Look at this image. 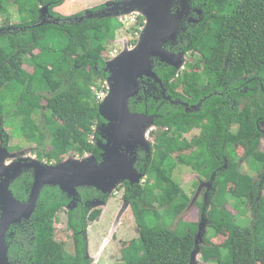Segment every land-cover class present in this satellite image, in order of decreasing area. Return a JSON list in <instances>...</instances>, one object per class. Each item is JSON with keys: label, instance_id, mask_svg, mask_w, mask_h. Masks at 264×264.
Masks as SVG:
<instances>
[{"label": "trees", "instance_id": "1", "mask_svg": "<svg viewBox=\"0 0 264 264\" xmlns=\"http://www.w3.org/2000/svg\"><path fill=\"white\" fill-rule=\"evenodd\" d=\"M54 1L59 0L11 2L20 25L30 27L0 33V137L6 136L7 121L18 120L40 161L57 164L70 152L79 157L92 154L100 161L101 150L91 135L104 119L93 87L107 79V43L122 23L112 22L114 15L66 25L37 23L40 7ZM195 1L205 13L201 23L189 28L188 45L179 52L188 49L199 59L182 71L168 65L162 74L168 93L173 95L179 86L201 105L194 112L170 104L161 111L162 117L155 119L158 130L153 132L151 156L143 167L145 181L116 187L124 190L138 229V237L121 242L116 252L125 264H190L202 218L194 221L187 213L185 221H177L190 194L172 175L176 164L190 165L200 178L213 177L209 209H204L205 262L220 261L226 252L228 264H264V151L259 147L264 139V0ZM6 2L10 0H0V18L7 13L9 19ZM143 24L139 16L131 29L140 32ZM137 41L132 39L131 45ZM200 81L205 82L202 90ZM129 109L143 112V104L129 100ZM193 130L199 133L191 140L184 136ZM245 164L252 167L246 171ZM27 178L23 194L31 189L33 177ZM23 181L21 177L16 186ZM77 190L76 206L66 211L70 200L58 187L42 190L31 220L21 223L28 222L25 229L30 225L28 232L34 236L28 264H89V226L102 209L90 210L85 203H105L107 195L90 187ZM23 194L22 199L15 196L23 200ZM237 216L245 217L247 224ZM168 219H176L175 229L166 225ZM58 223L64 228L58 229Z\"/></svg>", "mask_w": 264, "mask_h": 264}, {"label": "water", "instance_id": "2", "mask_svg": "<svg viewBox=\"0 0 264 264\" xmlns=\"http://www.w3.org/2000/svg\"><path fill=\"white\" fill-rule=\"evenodd\" d=\"M189 1L124 0L121 5H116V8L112 9L118 12L114 16L121 13L131 14L135 11L146 17L147 21L131 51L124 50L119 56L106 61L105 72L108 76L105 81L108 85V93L98 105L99 114L104 122L95 128V132L99 134L96 146L101 150V159L98 161L92 154H85L79 158L70 156L57 164H47L33 159V162L28 165L32 168V186L24 203L14 197L9 189V183L10 179L21 172L22 166H27L17 162L15 165L18 173L1 178L0 264H11L7 256L6 243L9 227L21 224L23 220H29L45 187H58L69 200H72L66 207L71 209L79 200L77 189L80 187L94 188L107 195L108 199L116 187L125 181L131 185L141 183L144 174L135 168L137 148L144 144L149 150L144 134L153 125V117L131 112L129 99L138 94L139 81L142 77L158 80L153 72L152 58H159L161 62L174 67L177 71L186 63L183 52H172L163 44L176 38L182 19L188 13ZM175 5L178 10L174 18L171 11ZM3 148L7 151L6 147ZM89 203L93 208L106 205V202L103 203L98 199ZM203 221L204 218L199 226ZM196 236L198 237L197 234ZM194 243L196 246V238ZM192 259L193 256H191Z\"/></svg>", "mask_w": 264, "mask_h": 264}, {"label": "flooded vegetation", "instance_id": "3", "mask_svg": "<svg viewBox=\"0 0 264 264\" xmlns=\"http://www.w3.org/2000/svg\"><path fill=\"white\" fill-rule=\"evenodd\" d=\"M63 1L64 0L54 1V2L46 4V6L45 5L41 6L40 12H39L40 15H39L38 19L36 20V22L37 23L38 22L44 23V25H50V24L66 25L68 23H76V22L82 20L83 18H86L89 16L91 18H93L95 16L100 17V16H105V14H109V13L114 15L118 12H117V10H112V9L116 8V5H121V2L124 0H110V1H108L107 4H103L100 6H96L94 8L86 9L84 11H81L79 13H74V14H72V13L64 14V13H61L60 11H58L57 7L60 6ZM196 3H198V2H196L195 0L190 2V4H189L190 7L188 9V13L182 19V23L185 25V30H181L177 34V36L174 40H169L166 44H163V46L166 49H168L172 52H179V51L183 50L185 47H187L188 43H185V41L188 42L187 39L190 35L189 28L194 29V27L196 26V24L198 22L201 23V20H199V18L201 17V15L203 16L205 13V11L202 10L200 7H198ZM44 8H46V9L44 10ZM177 10H178V7H177V5H175L171 11V15H173L174 18H175V13ZM198 10H200L201 12L199 13ZM102 12H104V13H102ZM134 13H135V18H134V23H135V22H137L138 17L142 16V15L139 14L138 12H135V11L131 14H134ZM124 16H125V18H127V15H124ZM116 17H118L120 22L122 23L123 17L120 15H118ZM143 18H144V24H145L147 21V18L146 17H143ZM20 23H21V19L19 20L18 23H11V24L5 23V24L0 26V33L4 32V31L14 32V31H18V30H24L25 28L30 27V25H20ZM144 24H143V26H144ZM143 26L139 28L140 31L143 28ZM179 35H180V37H179ZM184 54L186 57L185 58L186 63L184 64L183 68L180 71L186 69V66L189 62H196L199 59L198 57L196 59L193 58V52L188 50V49L186 51H184ZM187 56L189 57L188 59H187ZM152 59L154 62L153 72L156 74V77L158 78V80H155L152 77H146V76L142 77L139 81L140 89H139L138 94L129 99V100H133L134 105H136L137 102H141V104H143V112H137V113H142V114H146L147 116H152L153 122H154V124L152 126H150L149 129L145 132V134L147 132H149L148 138H146L145 134H144V137L146 139V145H147V147H149V150H147V148L145 147L144 144L137 148V159L135 162V168L138 170V172H141L144 174V177L141 180V184L146 179L145 178L146 173L143 171V167L147 166L148 160L150 159V156H151V151H152L151 145L153 142V132L158 130V126L155 124V119L162 117L160 112L164 111V109H167L168 107H170V106H168L169 104L171 106L183 107L184 109H186V111H190V112L198 111L200 108V105H201L200 100H199V102L194 103L191 99L192 96L184 93L183 89L179 86L176 89L174 88L173 92H171V93H173V95H175V97H173L172 94L168 93V88H167V86H165V83L163 82L164 77L162 74V72L168 67V65L165 64L164 62H161V60L159 58L154 57ZM199 84H200L199 87L202 90V88H204V86H205V82L200 81ZM224 84L225 85L223 88L225 89V92H226L227 91V89H226L227 87H225L226 83H224ZM165 103H167V104H165ZM131 112H133V111H131ZM103 122H101V123H103ZM0 123H1V120H0ZM101 123H96L95 126H97L98 124H101ZM263 126H264V123L261 124V127H263ZM190 133H192V131H189L186 134H184V136L186 138H188L189 140H191L194 136V134H193L192 136L189 137ZM96 134L94 133L93 135H91V138L92 139L96 138L97 139L96 142H97L98 138H99V134H97V135ZM4 136H5V138H3V135H2V137H0V146L6 147L7 150L11 153H13V152L17 153L16 151L21 150V148L19 149V148H17V146H11L8 144L9 143V136L7 133L4 134ZM261 141H263V142H261ZM261 141H260V144L258 143L259 147H260V151H264V147L262 146V145H264V139H261ZM237 148L238 147H236V149ZM187 151H188L187 154H189L191 152L190 150H187ZM32 153H33L34 157H32L33 156ZM68 154H70L72 156L71 152ZM75 156L79 157L78 154H75ZM221 158H222V160H226V157L224 155H221ZM33 159H38L37 154L34 153V150L29 155H26V156H20L18 154V158H16V157H10L9 158V161L12 160L11 162H9L11 167L5 169L4 171H2V169L0 170L1 174H5L4 176H0V180H1L2 177L6 178L8 175H11L15 172L18 173L17 172V166L15 165L17 162L21 163V165L27 166V167L22 166L21 172H19L15 176V178L10 179L9 189L12 191L14 197L17 200H20V199L17 198L15 196V194L21 198V195L24 192H26L24 185L26 184V181L28 179L27 177L28 176H31V178L33 177L32 176V168H29V166H28L30 163L33 162ZM175 160H177V156H176ZM41 162L47 163L45 161V159L42 160ZM179 166H185V167L189 168L190 171L195 172L197 175H198V173L190 165L176 164L174 169H173L172 175L179 182V184L182 187V185L183 186L186 185L187 182L184 183L180 179L176 178V176H174V171ZM21 177L24 178L23 184H22V186L17 187L16 184L17 185L19 184ZM198 177H199V175H198ZM200 179L201 180L194 181V182L192 181L190 184H188V190H185L183 187L182 188L186 193L190 194L189 195L190 201H191L192 196L196 192H197L196 195L201 194V196H202V194H203L202 200H201V197L198 196V200L201 201L199 209H200V211H202L199 214L204 215L205 218L204 217L203 218H204V220H206V224H208V219L206 217L204 209H205V206L207 209H209V202H210L209 193H210V188H211V183L213 181V177L211 179H204V178H200ZM32 181H33V179H32ZM31 186H32V182H31ZM30 190L27 192V194H23V195H25V198L23 200H20L22 203H24L27 200ZM123 192H124V190H123ZM114 193H116V191ZM204 197L206 199H204ZM122 199H124V198L122 197ZM90 201H92V200H90ZM90 201H88V202H90ZM86 203H85V205H86ZM66 207H65V209H67ZM67 210H70V208ZM0 211H1V209H0ZM33 214L31 215V217L33 216ZM31 217L29 218V221L31 220ZM28 222L26 224H18L16 226L11 225L9 227L7 233H6V243L8 245L7 256H8L9 262L11 264H28V262L30 260V257L28 258V256H27V252H30V253L32 252V251H29V246L32 245L34 236L30 237V235L32 233L28 232L30 225L28 226V228L25 229V225H28ZM204 231H205V227H204ZM196 234L197 233H195L194 240L196 238ZM204 242H205V239H204ZM86 258H88V260H90L87 253H86Z\"/></svg>", "mask_w": 264, "mask_h": 264}, {"label": "rangeland", "instance_id": "4", "mask_svg": "<svg viewBox=\"0 0 264 264\" xmlns=\"http://www.w3.org/2000/svg\"><path fill=\"white\" fill-rule=\"evenodd\" d=\"M110 0H64L60 6L57 7L58 11L64 14L69 13H79L81 11H84L86 9L94 8L96 6H100L103 4H107ZM10 2H6L5 7L7 9V12L9 13V19H6V15L4 17L0 18V26L7 23H18L20 18L18 17V14L16 13V8L14 7V4ZM199 13L201 12L198 10ZM124 15H127V18H125ZM120 16L123 17L122 26L120 29L116 30L113 38H109V41L107 43V51L106 56L108 59L117 57L122 53L124 50L131 51L134 46L131 45V40L139 37L140 32H135L131 29L134 23L135 13L134 14H120ZM112 22H116L119 20L118 17L111 18ZM136 21V20H135ZM120 20L118 21V23ZM55 42V41H54ZM198 56L196 54H193V58H197ZM186 58V57H185ZM189 57L187 56V59ZM28 61V60H27ZM9 100L12 102V96H8L7 101ZM11 102H9L11 104ZM7 111H9V106L7 108ZM4 130L9 135V145L11 146H17L21 150L16 151L17 153L8 152L4 150L3 147H0V170L4 171L5 169L11 167L9 161L10 157H16L18 158V154L20 156H26L29 155L34 150V145L30 144L25 140L23 137L20 129H19V123L18 120H11L7 121L6 125L4 124ZM199 130H193L192 133L189 134V137L193 134H198ZM263 142V141H261ZM264 147V145H262ZM8 153V155H7ZM33 155V153H32ZM71 155L68 154L65 156V159L70 157ZM34 157V155L32 156ZM72 157L79 158L78 156H75V153H72ZM240 161V159H238ZM248 166L252 167L251 164H245L242 166L246 171L248 170ZM5 174H1L0 176H4ZM174 176L176 178L180 179L182 182H187L186 185H182V187L185 190H188V184H190L192 181H198L201 180L198 175L190 171L189 168L185 166H179L174 171ZM116 193H112V195L107 199L106 205L103 207L99 206L102 209V214L100 218L97 221H93L90 223L89 231H88V250L87 254L90 258L89 264H125L122 261H119L116 257V252L118 251V248L120 247L121 242H128L132 239H136L138 237V229L136 226V222L133 218L132 212L130 210L129 204L127 201L122 199L123 197V190H115ZM114 191V192H115ZM197 192L192 196L191 201L189 202L188 207L182 212V214L179 215L177 218V221L182 218V220L185 221L184 215L189 213V218H193L194 221H198L200 218H203V214L201 213L199 206H200V200H198V196L201 197V200L203 199V194L196 195ZM204 199H206L204 197ZM72 201V200H70ZM71 206V204H70ZM86 206L90 208V210L93 209L91 203H87ZM67 209H65L66 211ZM242 212L244 208L241 209ZM62 215H64V210L60 212ZM164 216V214H163ZM250 218H252V215L250 214ZM205 218V217H204ZM239 218L240 222L242 221V225L244 226L247 224L248 221H245L241 216H237ZM64 219V217H62ZM186 221L190 220L186 218ZM176 219L174 221H171L170 219L166 220V225H168L170 228L175 229L176 228ZM206 220L202 222L201 226L196 227V233L198 237L196 236V246L195 249L192 251L191 256H193V259L190 260V264H228L226 261V252H223L222 257L220 258V261H217L215 259L205 262L203 259V252L201 250V246L205 245L204 242V224ZM164 223V224H165ZM180 224V222H178ZM150 224H155V221H150ZM56 227L58 229L64 228V226L60 223L56 224Z\"/></svg>", "mask_w": 264, "mask_h": 264}, {"label": "built area", "instance_id": "5", "mask_svg": "<svg viewBox=\"0 0 264 264\" xmlns=\"http://www.w3.org/2000/svg\"><path fill=\"white\" fill-rule=\"evenodd\" d=\"M123 21L124 20H122V22ZM93 91H94V94H95L96 101L101 102L105 98L106 94L108 93V85H107L106 81H104L103 83H101V84L96 85L95 87H93ZM148 133L149 132H147L145 134V137L146 138H148Z\"/></svg>", "mask_w": 264, "mask_h": 264}, {"label": "clouds", "instance_id": "6", "mask_svg": "<svg viewBox=\"0 0 264 264\" xmlns=\"http://www.w3.org/2000/svg\"><path fill=\"white\" fill-rule=\"evenodd\" d=\"M180 70H181V69H180ZM180 70H179V71H180ZM96 127H97V126H95L94 129H93L94 131H95V128H96ZM95 133H96V132H95ZM97 134H98V133H97ZM140 184H141V183H140ZM113 193H114V192H113ZM188 205H189V204H188ZM188 205H187V207H188ZM102 207H103V206H102ZM187 207H186V208H187ZM186 208H185V209H186ZM185 209H184V210H185Z\"/></svg>", "mask_w": 264, "mask_h": 264}]
</instances>
